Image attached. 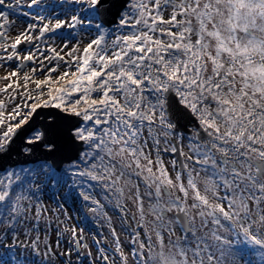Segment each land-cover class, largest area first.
Wrapping results in <instances>:
<instances>
[{"label": "snow or ice", "instance_id": "snow-or-ice-1", "mask_svg": "<svg viewBox=\"0 0 264 264\" xmlns=\"http://www.w3.org/2000/svg\"><path fill=\"white\" fill-rule=\"evenodd\" d=\"M0 264H264V0H0Z\"/></svg>", "mask_w": 264, "mask_h": 264}, {"label": "rangeland", "instance_id": "rangeland-1", "mask_svg": "<svg viewBox=\"0 0 264 264\" xmlns=\"http://www.w3.org/2000/svg\"><path fill=\"white\" fill-rule=\"evenodd\" d=\"M88 243L91 245V236L88 238Z\"/></svg>", "mask_w": 264, "mask_h": 264}]
</instances>
